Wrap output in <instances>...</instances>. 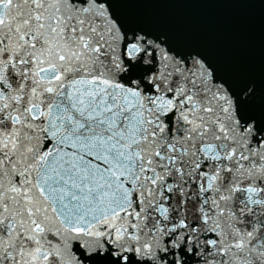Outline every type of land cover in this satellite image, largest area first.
<instances>
[{
    "label": "snow or ice",
    "instance_id": "snow-or-ice-1",
    "mask_svg": "<svg viewBox=\"0 0 264 264\" xmlns=\"http://www.w3.org/2000/svg\"><path fill=\"white\" fill-rule=\"evenodd\" d=\"M148 2L0 0V264H264V68Z\"/></svg>",
    "mask_w": 264,
    "mask_h": 264
},
{
    "label": "water",
    "instance_id": "water-1",
    "mask_svg": "<svg viewBox=\"0 0 264 264\" xmlns=\"http://www.w3.org/2000/svg\"><path fill=\"white\" fill-rule=\"evenodd\" d=\"M138 15L161 21L241 58L259 77L264 68V9L240 0H149Z\"/></svg>",
    "mask_w": 264,
    "mask_h": 264
}]
</instances>
